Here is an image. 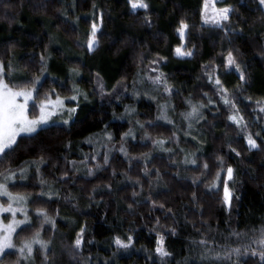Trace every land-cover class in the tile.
I'll return each mask as SVG.
<instances>
[{
  "label": "trees",
  "instance_id": "obj_1",
  "mask_svg": "<svg viewBox=\"0 0 264 264\" xmlns=\"http://www.w3.org/2000/svg\"><path fill=\"white\" fill-rule=\"evenodd\" d=\"M146 2L133 11L128 0H0V63L10 85L36 88L30 117L46 96L88 98L70 126L22 136L0 157V176L27 175L8 185L31 216L16 242L39 231L49 244L47 259L35 247L29 260L9 252L0 264H264L244 252L264 228V6L217 0L232 9L218 28L204 23L203 0ZM229 52L243 80L226 66ZM48 63L61 70L46 75ZM13 69L24 77L11 80ZM161 236L168 257L155 251ZM129 237L127 249L115 243ZM236 247L240 257L215 259Z\"/></svg>",
  "mask_w": 264,
  "mask_h": 264
},
{
  "label": "snow or ice",
  "instance_id": "obj_2",
  "mask_svg": "<svg viewBox=\"0 0 264 264\" xmlns=\"http://www.w3.org/2000/svg\"><path fill=\"white\" fill-rule=\"evenodd\" d=\"M129 5L133 11L137 9H144L147 11L149 4L146 0H128ZM259 4L264 6V0H259ZM232 11L230 6L217 7V0H203L202 17L205 24H211L218 28L224 27V22L230 20V12ZM188 25L181 22L180 27L177 29L181 38L184 37L185 30ZM98 27L95 23L91 26V33L87 41V47L92 50L96 44V34ZM178 55H192L190 51H182L181 48L176 49ZM43 59V57H42ZM226 66L235 67L237 72H240V79H244L243 72L240 71V65L237 63L231 52L228 53L226 57ZM160 77H156L153 83H157ZM211 79V78H210ZM216 84H220V80L216 79ZM39 79L33 81V85L38 84ZM167 91V88L165 89ZM36 88L34 86L27 85H10L5 79L4 65L0 63V156H6L13 151V146L16 145L17 138L21 134H32L35 133L41 125L47 124L49 118L56 113L58 109L64 108V99L59 95L56 96L55 100L46 96L45 99L40 100L38 104L34 103L33 107L39 108V115L30 117L29 115V101L34 100V93H36ZM226 91V90H225ZM71 100L75 101L77 99L76 95L70 97ZM225 104H228L227 99L224 100ZM264 111V109H261ZM75 108L68 109L69 113L75 112ZM197 109L193 107L192 113L190 115L196 114ZM69 118H71L69 116ZM165 118L166 117H159ZM229 119L236 124H240L243 117H239L237 114L229 116ZM64 123H68V120H64ZM246 127V125H245ZM258 135V134H257ZM248 144L250 147H258L256 140L252 138L251 135L247 137ZM159 143H163L160 141ZM7 150V151H6ZM238 154V153H237ZM195 163V161H193ZM205 168L208 167L207 164L204 165ZM227 179L231 180L233 178V169L228 167L226 169ZM11 177H6L5 179H10ZM217 179H219V173L217 174ZM224 200L226 203H230V192L227 183H224ZM43 195V193H42ZM0 197L7 198V204L0 203V216L4 213H9L11 219L5 223L4 219H0V258H3L6 254V250L15 249L16 252L20 254L23 259H28L33 256L35 251L34 246L39 245V250L45 254V259H47L48 242L40 238V232L37 231L32 236L30 240L21 241V244L17 246L14 243V236L16 235V230L21 225L30 224L28 219V213L24 208L26 203V198L19 194H14L9 190L7 183L0 182ZM15 205V207H14ZM20 212L24 215L23 220H17V213ZM38 216L45 217L47 221V214L42 209L37 210ZM54 225V222H52ZM82 233L78 235L75 241L76 249H80L82 245ZM128 243L116 238L115 243L124 249H127L131 243V237L128 238ZM164 237L161 236L157 241V247L155 249L156 253L161 257H168L170 253L163 247ZM202 244H206L205 241H201ZM252 243L257 247L253 249L251 245H248L244 252L247 253L251 251L252 255H259L260 259L264 261V228L259 230V235L252 238ZM209 252L212 250L209 249ZM242 254L241 248H231L226 251L223 257L216 254L215 259H225L231 260L232 256L240 257ZM207 259V255L204 257Z\"/></svg>",
  "mask_w": 264,
  "mask_h": 264
},
{
  "label": "rangeland",
  "instance_id": "obj_3",
  "mask_svg": "<svg viewBox=\"0 0 264 264\" xmlns=\"http://www.w3.org/2000/svg\"><path fill=\"white\" fill-rule=\"evenodd\" d=\"M56 48H59L61 50H65L66 51V47L64 45H61L59 42L55 43L54 45ZM95 46V45H94ZM63 48V49H62ZM94 48V47H93ZM69 50H67L68 52ZM91 51V50H90ZM71 55V57L74 56V53H72V51H69V53ZM51 66V69H58V70H61L59 65L58 64H54V63H48L47 64V67H46V75H48V70H49V67ZM77 75V74H76ZM24 77V75L20 72V71H17L15 69L12 70V73L10 74L9 78L13 81H19L21 80L22 78ZM6 79V78H5ZM7 81V80H6ZM141 81H145L144 78L140 77L139 78V82ZM41 82V78H39V83L36 84V86H38ZM75 86L78 87V91L80 90V87L76 84V83H73V89L75 88ZM77 88H75L74 90H76ZM144 89V85L142 84H138V87H137V94H141V92L143 91ZM34 97H35V93H34ZM63 99V98H62ZM52 100H55V99H52ZM34 101V100H33ZM33 101H29V110H30V105L33 103ZM88 103V98L82 94L80 96H77V99L75 101L71 100L70 98L69 99H64V108L62 109H58L56 111V113L54 115H52L47 124H44V125H41L38 130L36 132H38L39 130L43 129V128H46V127H49L50 125H59V126H70L71 123L76 119V116H77V113H78V110L80 108V106H82L83 104H86ZM70 108H75L76 111L73 112V113H69L68 112V109ZM190 113H192V110L189 112L188 116L187 117H191V119H197V115L196 114H193V115H190ZM39 115V113H38ZM69 116L71 118H69ZM64 120H68V123H64ZM35 132V133H36ZM35 133H32V134H35ZM30 134V135H32ZM22 136H29L28 134H21V136H19L17 138V141L20 137ZM7 151V150H6ZM1 157V156H0ZM6 174H3L0 176V182H4V183H7V185H10V184H15L17 182H23L25 177L27 176L25 172L21 171V172H17V173H13V174H10L6 177H11L10 179H5L6 177ZM8 188L10 189V187L8 186ZM12 191V190H11ZM14 194H16L14 191H12ZM27 198H26V203L24 205V208L25 210L27 211L28 213V219L29 221L31 222V216H30V210H29V207L27 205ZM0 203H4L5 205L7 204V198L6 197H0ZM15 207V205H14ZM0 219H4V222L7 223L10 219H11V216L9 213H4L3 216H0ZM16 219L17 220H23L24 219V215L20 212L17 213V216H16ZM28 224H25V225H21L20 227L17 228L16 230V234L24 227ZM15 237L16 235L14 236V243L19 246L21 243H17L16 240H15ZM49 246V244H48ZM35 247H39V245H36L34 246ZM9 252H12V253H17L19 256L20 254L18 252L15 251V249H9V250H6V253H9ZM21 257V256H20ZM32 257H29L28 259H25V260H29L31 259ZM1 259V258H0Z\"/></svg>",
  "mask_w": 264,
  "mask_h": 264
}]
</instances>
